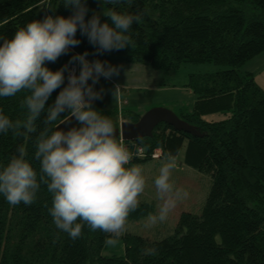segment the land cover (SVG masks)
<instances>
[{
	"label": "trees",
	"instance_id": "obj_1",
	"mask_svg": "<svg viewBox=\"0 0 264 264\" xmlns=\"http://www.w3.org/2000/svg\"><path fill=\"white\" fill-rule=\"evenodd\" d=\"M84 2L89 9L85 20L99 13L101 23H111L103 15L104 7L111 5H104L102 0ZM116 10L144 12L142 22L130 29L131 45L102 51L78 28L80 43L55 62H46L53 71L64 68V83L46 101L36 121L37 133L19 137L11 130L0 133V165H6L23 144L39 181L35 138L45 126L47 108L67 86L68 68L78 62L72 60L77 54L87 52L90 62L100 60L106 65L120 60L160 69L177 68L187 61L212 62L222 66L191 72L187 84L196 99L179 102V110H175L203 135L177 130L161 121L151 135L136 139L148 154L133 157L126 166L152 158L156 147H162L163 156L169 152L176 155L185 147V160L212 175L202 210L183 211L175 231L161 238L128 232L123 254H105L108 234L91 231L85 225L82 236L73 240L55 226L49 212L52 195L46 185L41 184L31 205H10L0 194V264H264V88L252 71L240 68L264 50V0H133L131 7L124 3ZM73 13L64 0H0V36L12 38L18 27L33 19ZM101 80L102 76L93 85L100 93L92 101L93 107L108 115L115 127L120 116L137 120L139 112L120 115L118 109L101 107ZM26 94L22 91L13 97H0V109L14 121L24 119L27 109L22 101ZM210 112H222L223 116L207 118L205 114ZM68 115L65 109L57 123ZM140 201L129 217L152 211L150 201ZM217 234L222 245L215 243ZM153 247L156 254L146 255L145 249Z\"/></svg>",
	"mask_w": 264,
	"mask_h": 264
},
{
	"label": "clouds",
	"instance_id": "obj_2",
	"mask_svg": "<svg viewBox=\"0 0 264 264\" xmlns=\"http://www.w3.org/2000/svg\"><path fill=\"white\" fill-rule=\"evenodd\" d=\"M64 3L74 9L73 15L33 19L18 27L12 38L0 36L3 40L0 44V97L27 93L22 101V107L27 109L24 119L14 121L0 109V133L11 130L14 137L37 133L36 121L45 110L46 101L64 83V68L53 71L46 62H55L80 43L76 37L78 28L100 50H120L131 45L130 29L134 23H141L144 15L143 11L133 14L116 10L117 5L124 3L131 7L133 0H102L104 5H111L103 9V15L111 23H101L99 13L85 20L89 9L84 0H64ZM87 55L84 52L72 57L81 64V71L79 75L74 71L70 74L67 86L47 108L44 128L36 135L34 157L40 162L39 181L25 146L20 144L7 164L0 165V194L10 205L21 202L31 205L44 184L52 195L49 212L58 229L75 240L82 236V229L87 225L91 231L108 234L106 245L116 246L127 230L130 213L140 206L139 197L147 181L140 165L126 167L133 154L123 136L116 134L109 116L92 105L100 96L93 85L101 76L110 78L117 74L118 69L100 60L90 62ZM89 79H92L91 85ZM120 90L121 86L117 85L113 92L116 101ZM65 109L81 127L67 132L59 129L64 121H57ZM176 163L174 154L164 155L154 178L155 197L159 201L157 211L147 216L145 228L166 222L177 204L189 195L172 179ZM214 240L217 245L223 243L219 234ZM156 252L154 247L145 249L146 255Z\"/></svg>",
	"mask_w": 264,
	"mask_h": 264
},
{
	"label": "rangeland",
	"instance_id": "obj_3",
	"mask_svg": "<svg viewBox=\"0 0 264 264\" xmlns=\"http://www.w3.org/2000/svg\"><path fill=\"white\" fill-rule=\"evenodd\" d=\"M264 63V50L256 54L254 57L246 60L241 67L251 68L257 70L258 66ZM127 62L115 60L111 66L118 69L117 74H113L110 78L102 76L101 81V107L104 109H118L119 114L136 111L143 114L147 109L155 105L168 106L174 110H179L178 90L172 89L175 85L185 82L191 72H199L205 70H214L222 65L212 62H183L177 68L160 69L150 66L143 62H131L134 67L148 68L137 75L134 72L121 73L125 69ZM146 68V69H147ZM120 75L129 76L131 79L130 85L120 90L119 100L116 101L113 92L120 82ZM264 83V73L259 76ZM132 84H140L135 86ZM154 84H170L168 88L164 89L162 86H154ZM153 85V86H152ZM186 99L184 102H187ZM129 101V102H128ZM193 102V101H190ZM189 102V103H190ZM124 118L120 116V120ZM185 147H182L176 156V168L172 172V179L177 186L185 188L189 195L186 199L179 202L176 208L170 213L166 222L158 223L151 228H145L146 218L149 214H154L157 211V204L159 201L155 197L154 178L158 175L163 157L149 158L146 160L133 161L132 164H138L143 168V174L146 177L145 191L139 199L150 201L153 204L152 211L144 216L138 218L128 217L126 232L120 237L116 246L105 245L103 253L105 254H123L125 252L124 235L128 232L138 233L148 237L161 238L175 231L177 221L183 211L200 212L208 195L210 185L212 182V175L209 172L203 171L189 164L185 160Z\"/></svg>",
	"mask_w": 264,
	"mask_h": 264
},
{
	"label": "water",
	"instance_id": "obj_4",
	"mask_svg": "<svg viewBox=\"0 0 264 264\" xmlns=\"http://www.w3.org/2000/svg\"><path fill=\"white\" fill-rule=\"evenodd\" d=\"M59 129L67 132L73 127H81L74 116L68 115ZM161 121H165L177 130H184L195 135H203V132L194 124L179 116L172 108L164 105H155L147 109L137 120H120L116 127V134L125 139H137L145 135H151L154 127ZM60 123V122H59Z\"/></svg>",
	"mask_w": 264,
	"mask_h": 264
},
{
	"label": "crops",
	"instance_id": "obj_5",
	"mask_svg": "<svg viewBox=\"0 0 264 264\" xmlns=\"http://www.w3.org/2000/svg\"><path fill=\"white\" fill-rule=\"evenodd\" d=\"M123 62H127V64H126V66L123 65L125 69L121 73H128L129 71H131V72H134V75H137L139 73H142L143 71L145 72V71L148 70L147 67H146L147 69L143 68V67H138V66L134 67L133 65L130 64L131 63L130 61H123ZM240 68L243 69L241 66H240ZM243 70L252 71L255 74L256 80L264 88V83L259 78V76L262 73H264V63L262 64V66H258L257 70H254V69H251V68H245ZM205 71H207V70H205ZM119 78H120V82H117L116 84L121 86V91H122L123 88L128 87L131 84L129 82L130 81L129 79H131V77L120 75ZM187 83H188V78L186 79L185 82H182L181 84H178V85L174 84L173 85L174 87L172 89L178 90L177 92H178V95H179V97H178V101L179 102H184L186 99H188L187 102H190V101H194L196 99V94L193 92L191 87L188 86ZM132 85L139 86L140 84H132ZM159 85L162 86L164 89H170L168 87L171 86L170 84H154V86H159ZM205 116L207 118H220V117L223 116V114H222V112H210V113L205 114ZM124 119H126V118H122L121 120H124Z\"/></svg>",
	"mask_w": 264,
	"mask_h": 264
},
{
	"label": "built area",
	"instance_id": "obj_6",
	"mask_svg": "<svg viewBox=\"0 0 264 264\" xmlns=\"http://www.w3.org/2000/svg\"><path fill=\"white\" fill-rule=\"evenodd\" d=\"M75 72L77 75H79L80 73V64L79 62L77 63H72L69 65L68 68V72H69V76L72 72ZM125 144L128 148V150L133 154V157L136 156H145L148 154L146 148L140 144L136 139H125ZM137 153H139L137 155ZM151 156L152 158H160L163 156V149L162 147H156L153 149V151L151 152Z\"/></svg>",
	"mask_w": 264,
	"mask_h": 264
}]
</instances>
